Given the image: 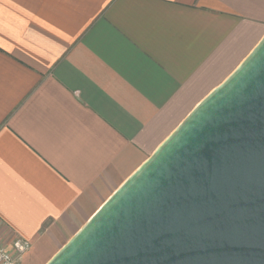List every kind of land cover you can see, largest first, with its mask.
I'll return each instance as SVG.
<instances>
[{
    "label": "crops",
    "instance_id": "1",
    "mask_svg": "<svg viewBox=\"0 0 264 264\" xmlns=\"http://www.w3.org/2000/svg\"><path fill=\"white\" fill-rule=\"evenodd\" d=\"M264 37V0H0V244L46 264Z\"/></svg>",
    "mask_w": 264,
    "mask_h": 264
},
{
    "label": "water",
    "instance_id": "2",
    "mask_svg": "<svg viewBox=\"0 0 264 264\" xmlns=\"http://www.w3.org/2000/svg\"><path fill=\"white\" fill-rule=\"evenodd\" d=\"M46 264H264V37Z\"/></svg>",
    "mask_w": 264,
    "mask_h": 264
},
{
    "label": "built area",
    "instance_id": "3",
    "mask_svg": "<svg viewBox=\"0 0 264 264\" xmlns=\"http://www.w3.org/2000/svg\"><path fill=\"white\" fill-rule=\"evenodd\" d=\"M15 252L8 251L0 244V264H20L23 255L31 248V243L24 239L14 242Z\"/></svg>",
    "mask_w": 264,
    "mask_h": 264
}]
</instances>
